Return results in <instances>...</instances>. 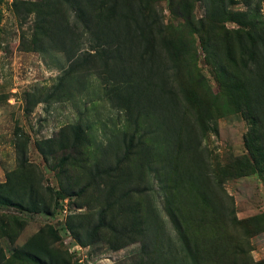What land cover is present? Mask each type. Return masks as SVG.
<instances>
[{"label": "rangeland", "instance_id": "374dc122", "mask_svg": "<svg viewBox=\"0 0 264 264\" xmlns=\"http://www.w3.org/2000/svg\"><path fill=\"white\" fill-rule=\"evenodd\" d=\"M139 1L76 0L98 47L63 0H0V264H163L178 233L189 264H264V165L196 33L245 85L264 147V0L228 7L261 52L248 72L220 44L236 24L193 0L187 22L183 0L146 19Z\"/></svg>", "mask_w": 264, "mask_h": 264}, {"label": "trees", "instance_id": "16d2710c", "mask_svg": "<svg viewBox=\"0 0 264 264\" xmlns=\"http://www.w3.org/2000/svg\"><path fill=\"white\" fill-rule=\"evenodd\" d=\"M63 1L74 13V20L68 25L69 29L77 30V28H83L88 31L89 36L91 37V40L89 41L90 45L97 43L98 47H103L105 45V41L103 40L102 35L89 30L85 21V13L79 8L76 0ZM153 1L154 0H146V4H144L142 0L139 1V13L145 16L146 19H150L155 13L151 4ZM193 2H201L204 5L206 17L212 23L216 24L221 20H224L237 25L238 28L235 31H225V34L220 38V44L225 49V57L229 63L228 65L231 68H236L239 65L244 72H248L249 66L256 63L258 61V57H261V52L255 43V36L251 33L250 23L246 21L245 13L240 11H230L228 9L231 4H234L233 0H193ZM171 8L172 12H178V10H181L182 15H180V18L186 22L189 20L191 9L188 0H183V2L179 4V7H174L173 3H171ZM153 25L154 23H151L150 26ZM171 29V27L164 26L162 32L158 31V35H163L161 39L163 42L162 48L167 52L169 61L175 66L180 56L177 53L176 47L173 45L172 39L174 38H171ZM196 33L199 34L204 50L212 65L215 67V71H217L218 75L216 76L220 78L218 81V92L222 93L224 97L229 100L230 105L235 109V111L242 114L248 121L250 132L253 134V141L251 145H249L251 150L250 152H255L260 162L264 165V147L259 144V136L257 135L258 118L245 85L241 79L237 77L234 71H228V69L223 65L219 56L213 49L212 40L205 37V32L201 29V31L197 30ZM235 41L239 42L240 53L238 56L234 53ZM89 48L91 51L94 50L93 46ZM172 69H174V67ZM184 98L186 104L191 109L198 110L201 103L198 101L193 90L188 89L185 91ZM0 204H10V202L8 199L0 195ZM31 209L33 211L37 210L35 206H32ZM164 233L165 231L163 227L160 226V237ZM181 238V235L178 233L177 244L176 242H173L171 238L167 237L164 241V245H162L163 247L160 246L161 241H158V247L160 248L159 255H161L163 264H189V259L191 258L189 247L182 242Z\"/></svg>", "mask_w": 264, "mask_h": 264}]
</instances>
